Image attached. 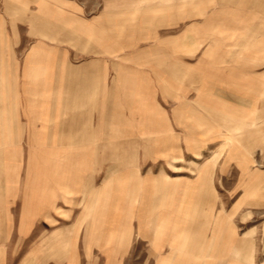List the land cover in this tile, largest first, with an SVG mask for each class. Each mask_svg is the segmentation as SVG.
Listing matches in <instances>:
<instances>
[{"label":"crops","instance_id":"crops-1","mask_svg":"<svg viewBox=\"0 0 264 264\" xmlns=\"http://www.w3.org/2000/svg\"><path fill=\"white\" fill-rule=\"evenodd\" d=\"M115 3L0 0V264H264V218L258 245L242 206L264 209V179L230 177L250 156L220 142L223 113L264 149V0ZM120 89L132 142L110 147Z\"/></svg>","mask_w":264,"mask_h":264},{"label":"rangeland","instance_id":"rangeland-1","mask_svg":"<svg viewBox=\"0 0 264 264\" xmlns=\"http://www.w3.org/2000/svg\"><path fill=\"white\" fill-rule=\"evenodd\" d=\"M78 3H85V2H92L94 4H101L104 3L107 0H76ZM118 1V0H117ZM116 0H108V6L110 11H114L116 10L113 7L115 6ZM138 7V6H136ZM113 9V10H112ZM115 27H110V65H112L113 67L116 65L117 61L120 63V85L123 86H127V85H131L132 82V75L131 74H126V72L122 69L124 68V65H127L129 62H127V60H125L123 57L124 54H127L128 51H130V46L132 45V42L129 41H121L118 42L116 41V31ZM122 30V27H121ZM122 33V32H121ZM120 33V37L121 36ZM120 49V58H118L116 55V50ZM112 56V57H111ZM142 81H148V78H144L142 77ZM126 83V84H125ZM133 94V90L131 89H120V106H111L109 107V111H110V116H109V145L110 147H116L118 145H123V144H130V142H132L130 138H126V137H122V136H117L122 135V130L124 129H128L130 128V125L132 124V122H130L128 119L130 116H133L132 114V106H131V97ZM119 109L120 111V115L119 117L116 115L117 114V110ZM263 111H260V113ZM262 115V114H261ZM256 116V115H255ZM225 114L221 113V121H220V130H221V135H220V142H221V156H225V158L229 155V154H225V151L227 150V143L229 141H235L236 142V146L238 149V153L237 159L234 160L236 161V163L239 166L241 165V160L243 157L250 156V168L248 170H244V169H236V170H230V177L234 178V177H254L257 181H260L261 179H264V154L263 151L264 149L262 148V142H261V138L258 136H254V137H250L251 135H258L260 133L259 129L260 126H257L256 122H243V121H238L236 122V129H231L230 133H229V123L227 121H225L226 119ZM236 134V137L232 136ZM245 134L249 135V136H244ZM230 135V136H229ZM144 139H141V141H143ZM148 140V139H147ZM114 150H116V148H114ZM256 150V151H255ZM113 150H110V161L113 162H117L120 161V154L117 153H112ZM235 156V157H236ZM227 171V174H223L221 173V177H227L229 176L228 173L229 171ZM261 183L256 186V189L259 191L261 188ZM239 187V186H238ZM225 188L227 189V187H222V190L224 192ZM242 186H240L238 189H241ZM260 193V192H258ZM260 195L257 196V198H253L254 200L247 203L244 202L242 206L247 205V208H245V212L249 213V227L253 229V233L254 236H257V243L259 245V243H261V238H260V225H261V220L262 218H264V209H262V204L260 202ZM229 202V198H224L222 197V205ZM228 204V203H227ZM231 203H229L230 206ZM242 208V207H241ZM241 208L239 207V210H241ZM244 208V207H243ZM243 223V221L238 218V223ZM244 226L240 225V227L237 229V241H239L240 239V235L243 233L244 231ZM253 236V237H254ZM255 240V239H254ZM92 253V254H91ZM138 254V253H137ZM107 254H103L102 255V251L101 250H95L93 252L89 251V253L87 255L84 254V251L82 250H78L77 251V263L78 264H105L104 262L105 260V256ZM62 256H65V252L62 251ZM239 257V255H238ZM261 258L260 256L257 259V264L258 262H260ZM64 261H68V259L66 258ZM239 261V260H238ZM246 261V260H243Z\"/></svg>","mask_w":264,"mask_h":264}]
</instances>
